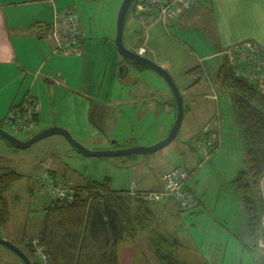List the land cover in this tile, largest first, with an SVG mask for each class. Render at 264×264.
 I'll use <instances>...</instances> for the list:
<instances>
[{"label": "rangeland", "instance_id": "374dc122", "mask_svg": "<svg viewBox=\"0 0 264 264\" xmlns=\"http://www.w3.org/2000/svg\"><path fill=\"white\" fill-rule=\"evenodd\" d=\"M123 1L62 0L75 5L81 16L83 34L87 35L85 39L92 40L86 66L83 63L79 67L76 64L71 66L73 73L77 74L74 86L78 87L79 92L70 94L69 101L79 104L77 95L93 96L94 102L102 105L104 115L102 119L96 118L97 132L91 135L87 129L88 123L80 118L74 120L69 115L71 103L61 90L58 94H52L55 95L53 102L59 107H54V112L50 110L48 118L66 119L67 124L77 129L80 135H75L71 128L64 125H53L68 129L91 150L154 145L168 136L176 121L177 103L168 81L147 65L137 67L129 64L130 61L118 50V16ZM141 1H138V11H130L126 17L123 39L126 46L136 52L139 45L145 42L148 50L145 55L164 66L180 86L186 112L177 137L148 154L88 156L75 148L63 134L49 135L26 148H19L0 136V167H11L22 174L5 192L10 205V219L0 226L1 236L19 246L31 241L32 246L37 248L36 264L41 261L39 251L45 252L39 244H36L38 247L34 244V239L41 231L46 207L51 200L48 184L39 180L41 174L52 176L60 184L71 188L70 185L74 187L89 179L103 181L110 177L113 189L134 191L145 188L152 190L150 193L164 189L162 175L168 169L190 168L195 171L193 175L188 172L186 183L200 204L194 210H181L172 198L177 206L171 204V209L161 210L160 213L170 211L171 215L156 217L154 228L165 235H169L168 230L178 237L176 255L187 264H254L252 252L245 250L241 241L234 236L236 234L247 243H255V238L245 231L242 195L230 189V182L247 167V163L234 115L233 90L221 86L216 80L223 57L202 60L217 84V100L209 101L203 96L206 91L212 92L209 78L195 89L186 88L193 81L187 70L199 62L197 53L202 54L206 47L205 40L197 35V31L190 29L180 31L170 26L165 29L158 26L161 30L157 33L153 34V29L146 31L147 25L142 23ZM62 2L56 0L57 4ZM226 57L233 65L235 57ZM119 58L130 65L129 70L123 63L119 64ZM201 88L204 90L200 91ZM64 90L67 93L70 91ZM148 90L154 92L155 97L146 100L139 95L141 92L149 94ZM36 92L34 90L32 95ZM40 92L47 95L49 89L43 86ZM25 94V87L21 89L14 85L6 86L3 90L0 88V126L22 140L53 126L48 125V119L45 122L33 121L32 129L30 125L19 128L14 124L10 113L15 108L10 109V99L16 95L15 107H19ZM63 97L65 100L61 99ZM77 116L80 117L79 114ZM207 122L211 128V139L204 141L206 134L203 126ZM219 126L223 141L221 138L219 148L213 150L211 141ZM52 169L55 176L51 173ZM259 187L264 198V177ZM153 207L159 212L158 202H154ZM262 221L261 232L264 233V215ZM262 241L263 235L258 244L264 248ZM121 259L122 264H159L145 233L140 234L136 243L121 247ZM0 264L25 263L16 252L0 243Z\"/></svg>", "mask_w": 264, "mask_h": 264}, {"label": "trees", "instance_id": "16d2710c", "mask_svg": "<svg viewBox=\"0 0 264 264\" xmlns=\"http://www.w3.org/2000/svg\"><path fill=\"white\" fill-rule=\"evenodd\" d=\"M187 74L193 78L190 86H195L206 78L207 70L198 64L190 68ZM216 80L221 86L233 90L234 115L244 145L247 167L230 182V189L242 195L245 231L255 238V243H247L238 235L234 236L241 241L245 250L252 252L254 264H264V248L258 244L260 236H264L261 232L264 198L259 187L264 177V88L237 75L227 57L218 70ZM218 133L219 130H216L214 134ZM218 139L211 141L213 150L219 146ZM185 169L193 175L194 170ZM21 176L16 169L0 167V226L10 219V205L5 192ZM70 186L74 188L72 197L51 198L41 231L34 239V244L43 247L51 263L122 264L121 247L136 243L140 234L145 233L159 264H187L176 255L177 239L154 228L156 211L153 204L158 201L148 197L149 191L113 189L110 177L103 181L89 179ZM186 188L194 201L193 207H182L172 198L181 210H194L200 201L193 196L187 183ZM165 190L164 187V190L154 191ZM36 249L33 246L34 253Z\"/></svg>", "mask_w": 264, "mask_h": 264}, {"label": "crops", "instance_id": "0c3cea01", "mask_svg": "<svg viewBox=\"0 0 264 264\" xmlns=\"http://www.w3.org/2000/svg\"><path fill=\"white\" fill-rule=\"evenodd\" d=\"M59 1L62 2V0ZM62 3L57 4L56 0H0V88L3 90L6 86L13 87L14 85L21 87V89L25 87L27 94L22 97L23 100H21L19 106L22 105L28 96H32L39 102L40 109L34 122H43L45 119H48V125H64L69 129L71 128V131L75 135H80L77 129L67 124L66 119L54 120L55 117L53 116L51 120L48 118L49 111L53 110L54 112L53 108L56 107L58 109L59 107L53 102L55 100V95H52L53 92L58 94V91L61 92L63 90V95L67 96L68 101L70 94L79 92L78 87L74 86L75 76L77 77V74L73 73L74 70L71 66H75V64L77 67L82 66L80 63L86 66L90 56V44L92 42V40L85 39L87 35L83 34L82 20L78 13L82 30V45L80 51L65 52L60 49L59 41L53 36V32L61 23L62 13L69 8L76 9L74 4ZM141 16L142 23L145 26L147 25L146 31L153 29V34L161 30L158 26L164 29L170 26L180 31H186L187 29H190L189 31L192 32L197 31V35L205 40L206 47L203 49L201 55L197 53L199 62L195 65H203L202 60H213L219 56H222L224 60L227 56L225 50L229 46L244 40H254L264 46V0H196L192 8L182 11L177 18L170 22L168 20L166 22L167 25L162 21L150 19L145 14H141ZM198 44H201V42L198 41ZM145 45L146 43L143 42L139 47ZM147 53L148 50L145 54ZM124 62V60L119 58V64H124ZM211 77V74L207 70V76L204 80L209 78L212 92L206 91L203 96L209 101L218 99L217 84ZM190 84L186 87L190 90L200 85L190 86ZM43 86L49 89L47 95H43L40 92ZM64 89L70 90L68 91L69 93ZM34 90L37 92L32 95ZM202 90L204 88L200 89V91ZM148 93L141 92L139 95L146 100L150 97H155L154 92L148 90ZM133 95L135 96L134 100H136V93ZM77 96L80 98L79 104H72L69 101L72 108L68 110L69 115L74 120L80 118L88 123L89 126L87 129L93 135L97 132L95 128L98 126L96 124V118H103L104 109L102 105L94 102L93 96ZM61 99L65 100V97ZM10 100V109L15 108L16 95L11 97ZM96 100L99 101V99ZM32 123L30 124V128L32 127ZM209 125L207 122L203 126L206 134L204 141L211 139L208 135L211 131ZM218 130L219 133L214 134V138L212 139L218 137L219 141H221V138L223 141L221 126L218 127ZM51 173L54 176L56 174L53 169ZM136 190L152 191L145 188L134 189V191ZM171 204L177 206L171 196H165L162 200L158 201L159 212H156V217L159 218L162 214H170V211L165 213H160V211L163 210L164 212L171 209ZM171 213L175 215L174 212ZM167 232L169 233L168 236L177 239L179 245L178 237L175 234L172 235L168 230Z\"/></svg>", "mask_w": 264, "mask_h": 264}, {"label": "built area", "instance_id": "2783aa9c", "mask_svg": "<svg viewBox=\"0 0 264 264\" xmlns=\"http://www.w3.org/2000/svg\"><path fill=\"white\" fill-rule=\"evenodd\" d=\"M139 1V0H138ZM137 1V10L139 2ZM196 0H142V13L150 19L167 21L177 18L184 10L192 8ZM53 36L59 41V47L65 52L80 51L82 45L81 20L76 9L69 8L61 15V23L55 28ZM145 54L147 49L140 46L138 51ZM226 55L234 56L233 66L237 75L246 78L248 81L264 88V46L254 40H244L241 43L231 45L225 50ZM40 104L32 96L25 98L21 106L15 107L10 113L14 124L23 128L39 112ZM189 171L184 168H171L162 175L165 184V191H153L147 193L148 197L155 201L162 200L165 196L174 197L182 207H193L194 201L189 196L186 188V180ZM41 183H47L51 198H70L74 189L67 185L60 184L52 176L41 174ZM264 246V241L261 242ZM41 261L38 264H53L46 254L39 251Z\"/></svg>", "mask_w": 264, "mask_h": 264}, {"label": "water", "instance_id": "95a60500", "mask_svg": "<svg viewBox=\"0 0 264 264\" xmlns=\"http://www.w3.org/2000/svg\"><path fill=\"white\" fill-rule=\"evenodd\" d=\"M137 1L138 0H124L119 12L118 16V31H117V37H116V43L119 52L126 57L129 60H132L137 63H141L143 65H147L156 71H158L163 77L168 81L174 96L176 98V103H177V115H176V121L171 128L168 136L163 139L162 141L151 145V146H138V145H133V146H128V147H119L118 149L114 150H91L85 145H83L80 141H78L74 135L66 128L58 125H53L50 127H47L37 134L33 135L27 140H22L15 136L14 134L10 133L6 129L0 126V136L5 138L6 140L10 141L14 145H16L19 148H26L31 146L33 143L49 136L52 134H63L65 135L69 141L73 144L75 148H77L79 151H81L85 155H97V156H125L128 154H148L157 151L158 149L168 145L172 140H174L182 126V122L185 116V104H184V95L180 89V86L178 83L175 81L174 77L171 75V73L162 65L157 63L155 60L152 58L140 54L133 49L129 48L126 46L124 39H123V34H124V27H125V21L128 13L130 11H133L134 13L137 11ZM130 64V63H129ZM127 70L130 69V65L123 64ZM0 243L10 247L13 249L15 252H17L27 264H33L29 257L26 255V253L15 243L12 241L3 238L0 235Z\"/></svg>", "mask_w": 264, "mask_h": 264}, {"label": "flooded vegetation", "instance_id": "af4514ba", "mask_svg": "<svg viewBox=\"0 0 264 264\" xmlns=\"http://www.w3.org/2000/svg\"><path fill=\"white\" fill-rule=\"evenodd\" d=\"M137 12V11H136ZM128 61H130V64L132 65V64H135V65H138V64H136V62H134V61H132V60H129L128 59ZM0 235H1V230H0ZM19 246V245H18ZM8 247V246H7ZM25 253H26V255L29 257V259L31 260V262L33 263V264H36V257H35V253L33 252V246H32V242L30 241V242H28V241H25V245H22L21 244V246H19ZM10 248V247H9ZM13 250V249H12ZM14 251V250H13ZM15 252V251H14ZM17 253V252H16ZM18 254V253H17ZM19 255V254H18ZM19 257L22 259V261L25 263V264H27L26 262H25V260L19 255Z\"/></svg>", "mask_w": 264, "mask_h": 264}]
</instances>
